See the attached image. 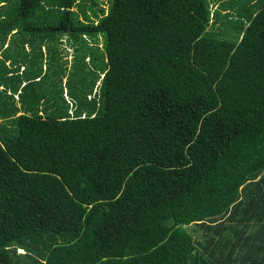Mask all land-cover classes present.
<instances>
[{
    "label": "trees",
    "instance_id": "1",
    "mask_svg": "<svg viewBox=\"0 0 264 264\" xmlns=\"http://www.w3.org/2000/svg\"><path fill=\"white\" fill-rule=\"evenodd\" d=\"M15 1L0 264H264V0Z\"/></svg>",
    "mask_w": 264,
    "mask_h": 264
},
{
    "label": "rangeland",
    "instance_id": "2",
    "mask_svg": "<svg viewBox=\"0 0 264 264\" xmlns=\"http://www.w3.org/2000/svg\"><path fill=\"white\" fill-rule=\"evenodd\" d=\"M104 1L107 8L108 4L106 2L108 0ZM15 2L14 0V3L8 5L5 9L11 11L16 9L17 5H15ZM19 30L21 32L18 36L7 38V40L4 38V34L0 33V70L6 71L5 62H10L7 66L11 64L18 65L19 63L32 64L30 68L35 65L46 71L48 68L47 58L59 52L63 56L68 57V60H72L73 57L68 45H65L67 40L66 43L63 42L64 45L61 44L64 39L59 37L58 34L46 33L39 30L25 31L22 28H19ZM19 252L22 253L23 251Z\"/></svg>",
    "mask_w": 264,
    "mask_h": 264
},
{
    "label": "crops",
    "instance_id": "3",
    "mask_svg": "<svg viewBox=\"0 0 264 264\" xmlns=\"http://www.w3.org/2000/svg\"><path fill=\"white\" fill-rule=\"evenodd\" d=\"M10 64V62H8V65ZM18 68L20 69V72H19V74L20 75H22L23 73H27V71L25 72L24 70H27V66H26V64H21V63H19L18 64ZM28 82V81H27ZM25 84H26V82L24 83V86H25ZM22 87H23V84H22V86L18 89V95L16 96L15 95V98L18 100V98H19V94L21 93V90H22ZM17 105L19 106L20 104L19 103H17Z\"/></svg>",
    "mask_w": 264,
    "mask_h": 264
}]
</instances>
